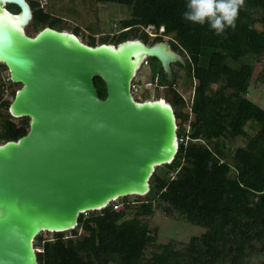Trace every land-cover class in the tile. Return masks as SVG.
Here are the masks:
<instances>
[{
	"label": "trees",
	"instance_id": "1",
	"mask_svg": "<svg viewBox=\"0 0 264 264\" xmlns=\"http://www.w3.org/2000/svg\"><path fill=\"white\" fill-rule=\"evenodd\" d=\"M95 1L126 7L129 16L119 21L116 34L98 40L91 36L88 46H116L137 38L152 45L166 38L182 57L183 64L175 65L188 78L192 96L185 100L169 87L172 97L167 102L173 108L177 136L188 140L178 143L170 163L154 168L145 195L118 198L101 210L80 213L72 230L46 232L51 238L38 234L33 241L39 250L37 264H258L255 260L264 256V110L244 95L253 80L263 81L255 75L254 64L264 54V0H244L235 29L226 28L219 36L206 24L182 19L186 0ZM27 2L32 12L27 27L35 34L43 27L65 29L63 19L37 0ZM6 9L19 11L14 4ZM149 26L155 30L151 41L143 32ZM70 32L78 36L79 28ZM149 63L151 82L157 77L158 84L176 83L175 72L167 80L155 58H148ZM5 70L0 63V116H5L0 144L25 135L29 123L26 117L14 122L8 113L11 100L3 99V92L8 85H19L9 78L1 80ZM93 81L104 98L102 81ZM236 137L244 138V145L228 151L225 140ZM215 193L232 203L215 199ZM157 211L175 213L202 232L180 247L173 240L158 242L148 222Z\"/></svg>",
	"mask_w": 264,
	"mask_h": 264
},
{
	"label": "water",
	"instance_id": "2",
	"mask_svg": "<svg viewBox=\"0 0 264 264\" xmlns=\"http://www.w3.org/2000/svg\"><path fill=\"white\" fill-rule=\"evenodd\" d=\"M31 18L27 0H0V63L20 85L8 113L29 120L25 135L0 144V264H37L41 232L72 230L80 213L145 195L154 168L178 149L171 105L130 92L142 57L168 80L170 64H183L167 42L88 46L50 27L28 36Z\"/></svg>",
	"mask_w": 264,
	"mask_h": 264
},
{
	"label": "rangeland",
	"instance_id": "3",
	"mask_svg": "<svg viewBox=\"0 0 264 264\" xmlns=\"http://www.w3.org/2000/svg\"><path fill=\"white\" fill-rule=\"evenodd\" d=\"M40 6H43L44 10L54 16H58L63 19L65 29L63 31L70 32L73 27L79 28V34L77 38L82 42L86 43L89 37L93 36L96 40L107 34H116L119 30V21L129 16V10L126 7L119 6L116 4H102L97 3L95 0H37ZM261 29L260 26H257ZM24 30L28 36H34L35 32L27 25L24 26ZM143 32L148 34H154V29H143ZM158 32V31H157ZM140 39V38H137ZM166 41L165 39H163ZM148 41H151L149 35ZM146 44H149L146 42ZM113 45V44H112ZM170 45V44H169ZM179 54L177 51H175ZM149 65V66H148ZM171 70L176 74L177 90L182 93L186 100L192 93V90L188 83V78L182 69L178 68L175 63H171ZM255 75L258 74L263 81L251 82L249 85L248 94L244 97L264 110V54L260 56L259 61L254 64ZM152 69L150 63L141 66L136 71V80L139 85L140 97L138 100H155L159 99L163 102H167V99H171V93L166 89H160L158 86H145V83L150 81L152 75ZM1 80H7L8 71H3L1 74ZM2 82V81H1ZM6 82V81H5ZM14 84V83H13ZM19 86L8 85L5 87L3 92V99H11L10 92L17 90ZM13 98V97H12ZM184 112H187L185 108H180ZM192 118V115H189ZM5 116H0V131L1 122ZM14 122H17L18 118H12ZM1 142V141H0ZM227 150L231 151L236 147L242 146L245 143V139L236 137L233 139H226ZM210 195V194H209ZM214 197V194L213 196ZM215 199L221 202L231 204L232 201L227 198L224 194L215 193ZM117 202V201H115ZM116 208H121L122 204L120 201L115 203ZM149 226L151 229L156 230L158 242H167L173 240L177 243V246H181L186 242L192 235H198L202 232L201 229L193 227L185 222L175 213L170 216L165 215L162 212H155V214L148 219ZM68 235L69 233H65ZM43 238H51V233L41 232ZM255 263H264V256H259Z\"/></svg>",
	"mask_w": 264,
	"mask_h": 264
},
{
	"label": "clouds",
	"instance_id": "4",
	"mask_svg": "<svg viewBox=\"0 0 264 264\" xmlns=\"http://www.w3.org/2000/svg\"><path fill=\"white\" fill-rule=\"evenodd\" d=\"M243 6H244V0H186L185 10L182 12L181 15H182V19H184L187 22H190L193 24H199V25L206 24L209 30L214 31V34L219 36L225 31L226 28L235 29L236 20H237L239 11ZM161 30L162 28L159 31ZM134 40H140V39H134ZM165 40L167 41L166 38ZM162 42H165V41L163 40ZM172 73L174 72L171 70V76H172ZM171 76H170V79H171ZM134 78L132 79V81H134ZM155 79L157 80L155 86H158L159 88L160 86H166V89H168L169 87H172L179 93L180 96L184 98L182 93L177 90V85H176L177 82L172 83L169 86L166 83L158 84V78L156 77ZM148 82H151V81H148ZM152 82H154V80ZM191 96H192V93L189 97ZM142 101L144 100H140L138 102H142ZM34 250L35 252L39 251L37 248H34Z\"/></svg>",
	"mask_w": 264,
	"mask_h": 264
},
{
	"label": "built area",
	"instance_id": "5",
	"mask_svg": "<svg viewBox=\"0 0 264 264\" xmlns=\"http://www.w3.org/2000/svg\"><path fill=\"white\" fill-rule=\"evenodd\" d=\"M148 29H152V27L151 26H149V27H147ZM150 36H155L154 34H149ZM143 65H147V58H144L143 60H142V62L140 63V65H139V67H141V66H143ZM156 82H157V80L156 79H154V82H146L145 83V86H150L151 85V87L153 88V86H155L156 85ZM160 88L161 89H164V88H166V86H160ZM130 92H131V94H132V96H133V98L135 99V100H137V101H140V100H138L139 99V97H140V90H139V85H137L136 84V82L135 81H132L131 83H130ZM185 100H186V98H185ZM187 137H185V136H176V142H177V144L178 143H183V144H186V142H187Z\"/></svg>",
	"mask_w": 264,
	"mask_h": 264
},
{
	"label": "bare ground",
	"instance_id": "6",
	"mask_svg": "<svg viewBox=\"0 0 264 264\" xmlns=\"http://www.w3.org/2000/svg\"><path fill=\"white\" fill-rule=\"evenodd\" d=\"M167 42V41H166ZM148 45V44H147ZM145 57H142V60L144 59ZM157 100H159V99H157ZM161 103H166V102H163V101H161V100H159Z\"/></svg>",
	"mask_w": 264,
	"mask_h": 264
},
{
	"label": "flooded vegetation",
	"instance_id": "7",
	"mask_svg": "<svg viewBox=\"0 0 264 264\" xmlns=\"http://www.w3.org/2000/svg\"><path fill=\"white\" fill-rule=\"evenodd\" d=\"M162 42V41H161ZM166 42V41H165ZM158 43V42H157ZM168 43V42H167ZM155 44V43H154Z\"/></svg>",
	"mask_w": 264,
	"mask_h": 264
}]
</instances>
